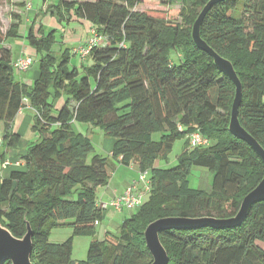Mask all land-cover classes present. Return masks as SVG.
I'll list each match as a JSON object with an SVG mask.
<instances>
[{
    "label": "trees",
    "instance_id": "1",
    "mask_svg": "<svg viewBox=\"0 0 264 264\" xmlns=\"http://www.w3.org/2000/svg\"><path fill=\"white\" fill-rule=\"evenodd\" d=\"M208 1L168 0L180 4L179 20L171 22L138 11L143 0H54L37 14L86 23L102 42L89 50L91 63L79 71L69 49L59 57L52 53L54 30L45 35L42 23L25 27L27 45L38 55L31 85L14 79L12 52L1 44V148L18 146L12 126L25 101L39 138L26 149L21 167L0 176V224L18 239L29 225L31 264H151L144 238L149 224L169 217L232 218L262 180L260 158L228 130L232 81L191 39ZM11 18L5 40L22 38L21 16ZM199 30L207 46L231 63L241 84L239 124L264 150V0H219ZM54 100L62 103L58 109ZM73 123L112 139L111 157L93 155L92 143ZM196 132L207 146L190 147L188 136ZM179 140L184 143L176 166L156 168ZM113 164L149 174L150 188L117 232L98 241L96 223L105 213L96 207L97 192L107 185ZM193 168L213 175L209 191L189 187ZM61 227H70L71 237L49 243L50 231ZM72 236L91 238L84 261L71 260ZM158 237L166 264H264V201L253 204L234 228L166 230Z\"/></svg>",
    "mask_w": 264,
    "mask_h": 264
},
{
    "label": "rangeland",
    "instance_id": "2",
    "mask_svg": "<svg viewBox=\"0 0 264 264\" xmlns=\"http://www.w3.org/2000/svg\"><path fill=\"white\" fill-rule=\"evenodd\" d=\"M167 1L168 0H143L142 4L140 6H138L136 9L138 11L145 12L148 15L153 16V17L168 18L171 22H177L179 20L178 14H179V10H180V4L175 3L173 5H170V4H167ZM18 4L19 3L16 1L0 0V46H1V44L2 45L5 44V46L11 47L12 57L14 58L13 62L18 60L20 57L27 56V55L31 56L33 61H34L27 72H20L18 69L14 68V66H13V74H14L16 81L19 80L18 76L16 77V75H18L16 73H23L22 74L23 76L24 75L30 76V73L33 70L37 71L38 55L36 56L34 51L27 45V42H26L25 37H24V35H26L25 26L27 24L30 25L32 23H35V25H37L38 23H42L45 35H48L50 30L55 31L54 32V39H53L54 43L52 44L51 50H52V53L56 57H59L60 52L64 51L66 47H70V48L72 47V50H71L72 52H76V50L86 47V42L88 41L89 37L91 36V32H90V34H89L90 36L88 38H86L88 35V29H89L88 27L83 26V25L78 27L76 23L79 24V22H76V21H71V22L59 21L56 19V17L51 18L47 13L45 14L46 17L37 14V13H40L42 11L44 12L46 7L49 6L50 4H55L54 0H53V2H52V0H25V2H24L25 5L23 8L18 6ZM11 14H16L18 16H21L22 21H21V24L19 27V33L22 35V38L15 39V40H11V39L5 40V35H6L7 31L9 30L12 22L15 21L13 18H11ZM34 14H37V16L35 15L36 18L34 16ZM44 19L46 21L47 20L48 21L45 22ZM28 26H26V27H28ZM83 43L85 44V46L80 47V46H82ZM77 54L78 53H75V55H77ZM84 58H86V57H84ZM71 59L75 60L74 56ZM77 60H79V59H77ZM75 63L77 64L76 67L80 71V67L82 66V64H80L79 61H75ZM84 66H87V65H84ZM60 105H62V103H60V100H54V102H53L54 109H56V108L58 109V107ZM88 126L89 125H87V124L76 123L74 125V131L75 132L78 131V132L83 133V134L87 133L85 135L88 138L94 139L92 141L94 153L100 154L102 157H104V156L106 157V155L103 154L104 153V151H103L104 147H102L100 145V141H99L100 139L96 138L95 137L96 135L90 136V134L86 130L88 128ZM90 128L97 129V128H93L91 126H90ZM30 130H31V128H30ZM97 130H99V129H97ZM96 132H98V131H96ZM100 133L102 136H104L101 131H100ZM2 134H3V128L0 127V137L1 138H2ZM34 134H36L38 136L37 133H34ZM22 138L24 139V141H28V139L32 138V136L28 132L26 138L25 137H22ZM159 140H160L159 134L155 133L152 135V141L157 142ZM33 141H34L33 143H37V142H35V140H33ZM182 143H183L182 140L176 141L173 145V149H172L171 153H169V155H168L167 162L157 161L155 163L156 164L155 167L159 168V169H165V170L174 168L177 164L176 159L182 151ZM21 147L22 146L19 145V149ZM3 148H1V151L4 150ZM8 150L11 151L9 156L13 155V151H16V150L18 151L17 147L16 148H9ZM100 151H103V153H101ZM17 154L19 155L18 152H17ZM92 157H93V155H91L88 162H90ZM116 166H115V168H116ZM121 171L124 172L125 174H128L129 176L132 175L131 172L126 170L125 168H122ZM137 176H138V178H137L136 182H138V184L140 183L142 187L141 186L139 187L138 185L137 186H138L140 194H141V201H142V203H144L148 198V194L145 193V191H144L145 183L143 181H139L140 174L138 173ZM212 177H213V175L211 173H209V171L206 169L193 168L191 173H190V176L188 178L189 187L191 189H194V190L198 189V190L209 191L210 185L212 182ZM145 178L147 181L149 178V174L146 173ZM117 180L119 182V179H117ZM105 187L106 186L98 189L97 196L99 195V192H101V191H103V189H105ZM98 200H99V197H98ZM111 200L112 199H109L108 201H104V203H110ZM98 202H100V201H98ZM109 209L113 210L112 208H109ZM134 211H135V209L130 210V211H128L129 213L120 214V216L113 214L111 212H108V216H106L105 219H103V221L98 222V223H100L99 226H96L95 239H97L98 241H103L105 239L106 231H108L110 233H116L118 230V227L121 225V223L123 221L122 220L123 217H125V218L129 217L131 214L134 213ZM71 235H72V230L70 227L55 228V229H52L50 231L48 241L51 244H53V243L54 244H61V243L65 242L66 240H68L71 237ZM90 242H91V238L89 236H72V249H71V260H72V262H80V261H84L86 259Z\"/></svg>",
    "mask_w": 264,
    "mask_h": 264
},
{
    "label": "water",
    "instance_id": "3",
    "mask_svg": "<svg viewBox=\"0 0 264 264\" xmlns=\"http://www.w3.org/2000/svg\"><path fill=\"white\" fill-rule=\"evenodd\" d=\"M219 0H209L197 16L192 29L191 39L193 43L204 50L213 60L215 67L228 77L235 88V95L232 102L230 120L228 125L229 132L236 138L247 143L257 154L264 165V150L258 143L240 126L238 121V105L241 99V84L230 62L216 54L200 37V24L210 9ZM264 201V176L258 185L244 196L237 214L226 220L214 218H181L169 217L156 220L149 224L144 231L146 247L152 257L151 264H166L167 256L160 244L158 233L166 230H188L211 227L215 229H231L240 225L250 207L258 202ZM27 232L21 238H15L11 233L0 224V264L9 262L10 264H31V230L26 223Z\"/></svg>",
    "mask_w": 264,
    "mask_h": 264
},
{
    "label": "crops",
    "instance_id": "4",
    "mask_svg": "<svg viewBox=\"0 0 264 264\" xmlns=\"http://www.w3.org/2000/svg\"><path fill=\"white\" fill-rule=\"evenodd\" d=\"M35 15L36 14H34V16ZM44 21L47 22L48 20L46 21L44 19ZM76 24H77L78 27L83 25V26H86V27L89 28V26L86 23L79 22V24L78 23H76ZM28 25L29 24H27L26 26H28ZM90 32H91L90 29H88V35H87V37L85 36L86 38H88L90 36L89 35ZM84 46H85V44L83 43L82 46H80V47H84ZM65 49H69L70 53H72V51H71L72 47L71 48L70 47H66ZM10 50H11V47H10ZM77 57L75 55L74 56L75 60L71 61L72 64H74L75 66H77L75 61H79V63L82 64V66L83 65H90L91 62H90L89 58L86 57V58L82 59V58H79V57L77 58ZM77 59H79V60H77ZM12 60H14L13 57H12ZM16 74H18V75H16V77L18 76V78H19V80H17V81L22 82V83L27 84V85H31L33 83L34 79L37 76V71L33 70L30 73V76H26V75L23 76L22 75L23 73H16ZM14 79H15V77H14ZM33 116H34V112L28 106V102L25 101L24 105H23V108L17 114V117L15 118V120L13 122V126H12V131L17 133L19 135V137H20L19 144L17 146L18 151L16 150L19 153V155L17 154L16 151H13V155L9 156L11 151L10 150H7V151L3 150L6 153L5 157H10L12 160H15V161H17V160L21 161V158H22V156L25 155V152H26V149L28 148V146L34 142L33 140H35V142L38 141L39 137L36 134L32 133L31 130H30ZM75 124L76 123H73V125H72L73 130H74V125ZM0 127L3 128L2 125H0ZM86 130L88 131L90 136L91 135H96L95 137L100 139L99 140L100 141V145L102 147H104V150H103L104 153H103V151H100V152L103 153L104 155H106V157L104 156L105 158H110L111 157V152H112L113 140L110 139V138H106V137L102 136L99 130L92 129V128H90V126H88V128ZM96 131H98V132H96ZM28 132L31 134L32 138H29L28 141H24V139L22 137L26 138ZM78 133H80V132H78ZM81 134L86 136L85 134H87V133H85V134L81 133ZM88 139L93 144L92 141L94 139H92V138H88ZM183 143H182V145H183ZM19 145L22 146L20 149H19ZM93 155H97V156L102 157L100 154H97V153L96 154L94 153ZM20 164H22V161L20 162ZM155 166H156V164H155ZM11 168H18V167L12 166ZM122 168H125L126 170L130 171L132 175L129 176L128 174H125L124 172H122L121 171ZM0 172H2V171H0ZM5 172L6 171H3L1 173V176L4 175ZM137 174H138V171H137L135 166H130V167H123V166H120V165L116 166L114 171L110 174V178H109V181H108L105 189H103V191L99 192V195H98L99 200L98 201L104 202V201H108L109 199H114V198L122 195L124 193V191L128 188V186L131 185L134 181L137 180V178H138ZM117 179H119V182H118ZM138 186L140 187L141 184L139 183ZM97 194H98V192H97ZM103 212L105 213L103 219H105V217L108 216V212H111V213L119 215V216H120V214L129 213L127 210H124V211L118 213V212H115L114 210H111V209H108V210L103 211ZM124 218L125 217H123L122 220H124ZM99 225H100V223L97 224V226H99ZM107 232L108 231H106V233Z\"/></svg>",
    "mask_w": 264,
    "mask_h": 264
},
{
    "label": "built area",
    "instance_id": "5",
    "mask_svg": "<svg viewBox=\"0 0 264 264\" xmlns=\"http://www.w3.org/2000/svg\"><path fill=\"white\" fill-rule=\"evenodd\" d=\"M102 42V38L97 36L94 31H91V36L89 37L88 41L86 42V47L80 48L76 50V52H73V54L78 53L76 56L79 58H84L87 56L89 50L95 46L96 44H99ZM33 59L31 56H22L15 62H13L14 68L18 69L20 72H27L31 65L33 64ZM1 141L2 138L0 137V152H1ZM188 141L190 147L196 148V147H205L208 144V140L203 138L198 132L192 133L188 136ZM20 160H12L10 157H0V171H5L8 168H11L12 166L15 167H21L22 164H20ZM0 172V176L1 173ZM146 173L140 174L139 181H143L145 183L144 185V191L145 193H148L150 188L149 179L146 181L145 178ZM138 182L134 181L131 185L128 186V188L124 191V193L110 201V203H104V202H97L96 207L100 211H106L109 208H112L115 212H122L124 210L130 211L136 209L138 206L142 204L141 201V194L138 188ZM98 223H96L97 226Z\"/></svg>",
    "mask_w": 264,
    "mask_h": 264
}]
</instances>
